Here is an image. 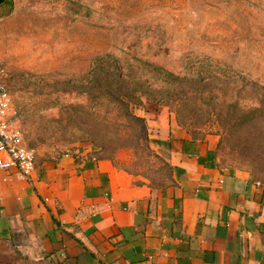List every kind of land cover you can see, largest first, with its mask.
<instances>
[{"label":"rangeland","instance_id":"obj_1","mask_svg":"<svg viewBox=\"0 0 264 264\" xmlns=\"http://www.w3.org/2000/svg\"><path fill=\"white\" fill-rule=\"evenodd\" d=\"M106 56L126 81L152 88V97L142 98L146 110L159 102L180 125L218 134L221 163L264 186V0H6L0 6V69L36 159L104 145L136 184L159 189L170 182L166 151L149 139V149L115 152L126 140L97 114L102 98L93 89L94 73Z\"/></svg>","mask_w":264,"mask_h":264},{"label":"crops","instance_id":"obj_2","mask_svg":"<svg viewBox=\"0 0 264 264\" xmlns=\"http://www.w3.org/2000/svg\"><path fill=\"white\" fill-rule=\"evenodd\" d=\"M154 106V107H152ZM141 108L173 180L136 184L91 144L0 169V264H264V186L163 106Z\"/></svg>","mask_w":264,"mask_h":264},{"label":"trees","instance_id":"obj_3","mask_svg":"<svg viewBox=\"0 0 264 264\" xmlns=\"http://www.w3.org/2000/svg\"><path fill=\"white\" fill-rule=\"evenodd\" d=\"M95 70L97 71L94 74L97 75L94 80L95 85L93 86V89H96L98 96L102 98V103L100 104L101 106L97 108V114L100 115V119L105 120L109 124V127L116 128V133L119 137L126 140V144L122 145L120 148L117 147L115 152H119L120 150L126 148L140 150L142 147H145L146 149H149L150 137L148 124L146 119L139 116L137 112L141 108H144V106H142V98L147 97L150 99L152 97V93L149 91L152 88L149 86L147 90H144L140 81L134 83L126 81L123 78L118 65L113 63L110 56L99 58L96 63ZM154 103L161 106L164 105L159 102ZM111 107L114 114H111L109 111ZM123 120H125V122ZM178 124L180 127L187 129L196 138H203L208 134H215L208 133L201 135L193 132L182 124L180 125V123ZM219 137L220 149L222 139L221 136ZM121 138L119 139L121 140ZM95 147L98 154L101 155V153H103L106 155L107 146L97 144ZM101 157L109 159L115 163L114 156L101 155ZM167 162L169 166L170 180L167 185H169L173 180V170L169 161Z\"/></svg>","mask_w":264,"mask_h":264},{"label":"built area","instance_id":"obj_4","mask_svg":"<svg viewBox=\"0 0 264 264\" xmlns=\"http://www.w3.org/2000/svg\"><path fill=\"white\" fill-rule=\"evenodd\" d=\"M0 69V169H16L28 179L36 168V155L27 147L22 129L15 119V104Z\"/></svg>","mask_w":264,"mask_h":264},{"label":"water","instance_id":"obj_5","mask_svg":"<svg viewBox=\"0 0 264 264\" xmlns=\"http://www.w3.org/2000/svg\"><path fill=\"white\" fill-rule=\"evenodd\" d=\"M6 3V0H0V6L4 5Z\"/></svg>","mask_w":264,"mask_h":264}]
</instances>
